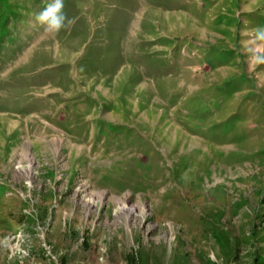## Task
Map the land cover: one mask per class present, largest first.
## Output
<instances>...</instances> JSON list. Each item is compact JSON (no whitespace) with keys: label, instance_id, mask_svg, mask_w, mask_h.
<instances>
[{"label":"rangeland","instance_id":"1","mask_svg":"<svg viewBox=\"0 0 264 264\" xmlns=\"http://www.w3.org/2000/svg\"><path fill=\"white\" fill-rule=\"evenodd\" d=\"M52 2L0 0V264H264V0Z\"/></svg>","mask_w":264,"mask_h":264},{"label":"clouds","instance_id":"2","mask_svg":"<svg viewBox=\"0 0 264 264\" xmlns=\"http://www.w3.org/2000/svg\"><path fill=\"white\" fill-rule=\"evenodd\" d=\"M37 21L46 25V31L58 33L62 29H70L74 23L64 11V0H53L43 11L37 14Z\"/></svg>","mask_w":264,"mask_h":264},{"label":"bare ground","instance_id":"3","mask_svg":"<svg viewBox=\"0 0 264 264\" xmlns=\"http://www.w3.org/2000/svg\"><path fill=\"white\" fill-rule=\"evenodd\" d=\"M185 136V135H184ZM122 200L125 202V199L124 198H122ZM126 204V203H125Z\"/></svg>","mask_w":264,"mask_h":264}]
</instances>
